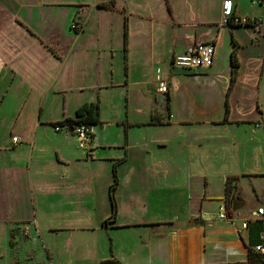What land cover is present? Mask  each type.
<instances>
[{
  "label": "crops",
  "instance_id": "crops-1",
  "mask_svg": "<svg viewBox=\"0 0 264 264\" xmlns=\"http://www.w3.org/2000/svg\"><path fill=\"white\" fill-rule=\"evenodd\" d=\"M225 1L150 0L146 6L135 1L137 4L129 7L138 18L163 19L162 25L140 29L137 22L141 19L132 18L126 5L117 0H96L92 4L81 0H39L37 5L41 7L72 5L68 32L63 31L62 35L78 40L80 45L93 32L96 42L90 47H108L106 52L99 49L98 55L75 48L65 54L60 35L47 37L21 17L12 20L38 36L46 53L36 45L37 51L44 54V60L38 61L29 54L30 46H18L12 37L8 40L0 34V50L13 41L16 53L23 52L27 57L24 78L13 64L0 63V81L11 70V87L21 77L31 85V96L36 87L49 105L39 107L38 119L30 121L29 128L21 127L23 119L13 124L20 138L18 143H0V263L8 255L6 264H13L16 257L23 264H100L113 257L122 264L247 262L250 232L249 226L243 228L242 223L257 221L256 211L264 205L253 203L246 194L254 190L264 194V169H248V165L240 163L236 166L239 173L230 166L214 175L210 167L231 164L236 157L240 160L244 151L252 152L253 147L246 145L243 137L249 131L257 134L253 124L264 116V50L253 81L251 108L256 109L255 114L235 115L231 101L245 65L241 52L247 42L240 33L250 30L256 47L264 39V0H232L236 19H256L263 23L260 28L257 23L228 26L222 21ZM110 2H115V7H102ZM248 4L256 5L260 12L246 9ZM79 6L86 9L79 11ZM92 8L88 19L84 13ZM110 9L123 15L124 40L119 52L112 41L122 31L121 21L116 16L108 18ZM73 20L82 23L80 30L72 29ZM213 27L215 30L208 33ZM222 28L231 33L223 36L225 44L220 42ZM56 31L61 33V28ZM187 32H191V38L186 37ZM232 38L240 45L241 67L228 97V121H224ZM198 41L214 44L212 66L191 72L171 69V56L183 53ZM220 45L225 53L216 60ZM3 54L0 52L1 58ZM13 59L16 58L10 62ZM222 59L223 67L217 63ZM148 61L165 62L168 66L164 72L169 80L166 96L157 92V83L148 74L142 72L139 79L135 76ZM137 85L140 91H134ZM139 94L143 96L140 102ZM94 102L100 104L101 123L92 127L93 138L88 147L81 148L67 126L55 130V122L74 117L78 108ZM105 108L110 117H105ZM61 109L69 112L58 117L55 113ZM137 112H142V118ZM21 113L22 109L19 117ZM121 158L125 160L117 166V216L115 221L104 224L112 213L109 189L113 165ZM252 162L248 160L249 164ZM231 176L238 178L235 185L245 197H240V208L223 219L220 206ZM217 181L218 189L214 188ZM11 232L13 246L9 244ZM21 234L29 235V240L22 239ZM261 239L264 244V222Z\"/></svg>",
  "mask_w": 264,
  "mask_h": 264
},
{
  "label": "rangeland",
  "instance_id": "rangeland-1",
  "mask_svg": "<svg viewBox=\"0 0 264 264\" xmlns=\"http://www.w3.org/2000/svg\"><path fill=\"white\" fill-rule=\"evenodd\" d=\"M23 1L18 0V2L17 1L13 2V0H0V34H3L6 37V39L8 38V40L10 37H12L13 40L14 39L16 40V43L18 46H22V47L30 46L29 50H31V52L29 54L37 57L38 61L44 60V54L40 50L37 51L35 47L36 45L39 46V48L42 49L46 53L44 49V44H42L41 41L37 38L38 36L31 35L30 32L23 25L19 26L15 22H12V20H15L16 17H21V19H24L30 25L31 28H34L35 31H37V33L43 34L47 37H50V36L54 37V34L60 35L61 44L64 47L65 54H67L69 50H71V52L74 51V48L75 50L80 49L83 52H87L88 55H93V54L98 55L99 49L103 50L104 52L107 51L108 49L107 46H101L99 47V49L97 47H90L91 45H93V42H96L95 34L93 32H90L87 37H84L80 45L78 44L79 42H77L78 40L75 42L71 40L70 38L62 35L63 31L68 32V26L71 20V14L73 10L72 5H69V4L62 5L61 4V6L41 7L37 5L39 3V0H23ZM67 1L78 2L80 0H67ZM81 1L86 2V4H92L96 0H81ZM135 1H138V3L140 2L141 6L143 4L144 6H146L147 2H149L150 0H117V2H121L126 5L125 6L126 12L128 14H132L131 15L132 18L134 17V19L135 18L137 19L138 18V16H136L137 14H135L134 11L130 10V7H129L131 5L133 6ZM63 2L64 0H61V3ZM225 3H224L223 16H222V21L224 22H225L224 16L226 13ZM136 4L137 3H135V5ZM85 9H86L85 6L78 7L79 11L85 10ZM246 9H249L252 12L253 11L260 12V8H258L256 5H253V4H248L246 6ZM93 10L94 8H92L90 11L89 10L85 11L84 15H87L88 19H90L92 16ZM100 10L104 11L105 9H100ZM110 11L112 12L107 13V16L109 19H112V17L116 16L121 21L122 31L121 32L119 31V35H117V37H115V39L112 41L114 43L113 44L114 49L119 52L120 50L123 49V40H124L123 15L121 12L116 11V10L110 9ZM159 11L160 10L156 11V13L158 15H161ZM112 14L114 15L112 16ZM212 18L217 19L216 16H213ZM139 19L141 18H138L137 20ZM156 19H158L157 20L158 22L154 20L153 16L152 17L148 16V19L143 18L141 19V21L137 22L138 28L142 29V28H147L148 25H154V24L158 25L162 23L161 21H163L162 18H156ZM73 23L77 24V28L75 29V31L80 30L81 26H83L82 23L76 20H73ZM262 24L263 23L260 21V23H257V26L260 28ZM57 27L61 28V33L56 31ZM214 30H215V27L209 29L207 32L210 33ZM228 33L229 35L231 34L230 30L227 31L226 28H222L220 30L221 44H225L223 43V36ZM250 34H251V31L247 29H243L240 33L241 38L245 42H247V45L244 47L243 52H241L245 65L243 66V75H242V79L240 82V86L237 92L235 93V95L231 97L232 105L233 107H235V110H236L235 115H239V114H242L244 116L254 115L256 112V109L251 108L252 106L251 99H252V96L254 95L253 94V90H254L253 81H254V78L257 77V61L259 59V55L264 50V39H262L259 42L258 47H256L253 45L254 43L252 41V37L250 38ZM191 36H192L191 32H187L186 37L191 38ZM12 43L13 41L7 42L5 47L2 48L4 50L2 49L0 50L1 53L5 52V54L2 55V58L0 57V63L1 65H5V66L7 65L10 66L13 64V66H16L17 69H19V71L21 72L20 76L24 78L25 76L24 62L27 61V57H25V54L23 52H20V54H17L16 50L12 46ZM145 43H146V47L149 48L147 41H145ZM149 44L151 45V42H149ZM163 47H164V44L162 45L161 51ZM93 50H95V52H93ZM224 53H225L224 46L222 45L221 47L220 45L216 51V60H217V57L219 56L221 58V55ZM69 54L66 56H69ZM12 58H16V59H13L14 62H10ZM217 63L222 64V67H223V59L222 61H217ZM125 64L126 62L124 63V66H123V72L125 70ZM138 64L140 63L138 62ZM142 65L144 68L139 67L137 71L138 74H135L137 79H139L141 75L143 74H148L147 77L150 76V78L156 81L155 73H156L157 68H161L163 72H167L169 70L168 66L165 65V62H160V61L159 62L148 61L146 62V64H142ZM4 72H6V69L3 71V74ZM142 72L144 73L142 74ZM170 74H173V72ZM4 76L5 78L2 77V80L0 81V140H2V142L0 143L7 145L8 143L11 142L13 136L19 137L16 131L13 129V124L23 119L21 127L29 128L30 121L35 122V120L38 119L39 107L43 106L44 108H47L49 105L48 104L49 101L43 99L44 93H42V95L39 96V93L41 92H38L36 87L34 91V96L32 97L31 96L32 94L31 85H29L27 82H24V79H22L21 77L18 79L17 82H15L13 87H11V84H10L11 77H12L11 70L8 73V75H4ZM258 77H260V75ZM263 82H264V78H263ZM34 83H36V81ZM261 89L262 91H264V83H263V86H261ZM136 90L140 91L138 85L134 87V91ZM226 97H227V93H226ZM141 98H143V96L139 94V96H137L138 102L142 100ZM151 98L155 100L154 95L151 96ZM261 102L263 101L261 100L260 104ZM61 103H62V99H61ZM24 105H25V108H24ZM61 107H62V104H61ZM21 109H22V113L19 117L18 113ZM63 112L68 113L69 109H65V110L61 109V112L55 113V115L58 114L57 116L61 117L63 116ZM141 114L142 112H137L136 115H139V118H142ZM43 115L44 117H46L45 112L43 113ZM105 117H110L108 112L106 111V108H105ZM253 126L257 127L256 128L257 134H255V132L251 133L249 131V133L243 137V139H245L243 141L247 142L246 145L250 144L253 147L252 152L246 153L244 151L243 155H241L242 157L240 158V160L238 159V157H236V160H234L233 163L231 164L224 162V163H221L219 166H214V167L212 166L210 167V172L215 171L214 175H217V174L222 173V171H224L227 167L231 166V169L236 168L235 169L236 173H239L240 168H237L236 166H239L240 163L241 165H244V164L248 165L249 166L248 169H253V170L254 169H264V116H261L260 119H258L257 122L253 124ZM17 145H20V144H17ZM244 147L247 148L248 146L244 145ZM249 159L253 161L251 164L248 163ZM250 181L253 182V179L251 178ZM254 183L255 182H253V184ZM219 185L220 184L218 183V181L215 182L214 188L218 189ZM243 194L244 193L241 190V188L236 184L234 187V197L233 198L236 199L237 195H239V197L241 198H244L245 195ZM246 196L249 197L253 201V203L264 205V194L260 190L259 191L254 190L253 192L246 194ZM254 208H256V206ZM248 210L251 211V207L250 209L248 208ZM21 236H22V239H24L25 241L29 240L30 238L29 235H25V234H21ZM9 237H10L9 244L11 246L15 245V243L12 242V232L10 233ZM8 257L9 255L7 256V259ZM7 259L5 256L2 260V263L0 264H6ZM13 264H23V261L19 259L18 257H16L14 258Z\"/></svg>",
  "mask_w": 264,
  "mask_h": 264
},
{
  "label": "trees",
  "instance_id": "trees-1",
  "mask_svg": "<svg viewBox=\"0 0 264 264\" xmlns=\"http://www.w3.org/2000/svg\"><path fill=\"white\" fill-rule=\"evenodd\" d=\"M102 7L107 8H113L115 7V2H110ZM236 17L234 16V12L232 15L226 20L227 25L230 27L234 26H253L254 24L252 22L250 23H242L240 21V18H238V21L235 22ZM125 43L127 45L128 43V17H125ZM233 43V49L230 54V62H231V79L230 84L227 91V97H226V111H225V118L224 121H228L229 117V103H228V96L230 95L234 84L237 81V76L239 73V69L241 67V63L238 56V51L240 45L238 42L232 38ZM101 123L100 120V104L99 102L94 103H86L82 105L80 108L77 109L74 117H68L64 119L63 121L55 122L54 126H67L69 129L74 130L76 126L78 125H87L90 127H93L94 125H97ZM93 138V135H92ZM125 158H121L115 161L113 165V182L109 189L111 204H112V213L108 220L104 221V224L115 221L117 216V201L115 197V192L117 189V186L119 184V178L117 173V166L123 162ZM238 178L236 176H231L227 178L226 181V187H225V198L224 201L226 203L227 213L231 212L232 210H237L240 208V202L241 198L239 195H237L236 199L234 197V187H235V181ZM235 199V200H233ZM263 220H257L254 222H249V232H250V240L248 244V260L244 264H264V253H261L256 250L255 246L257 244L262 243L261 239V233L263 232ZM100 264H122L119 260L116 258H108L105 260H102Z\"/></svg>",
  "mask_w": 264,
  "mask_h": 264
},
{
  "label": "built area",
  "instance_id": "built-area-1",
  "mask_svg": "<svg viewBox=\"0 0 264 264\" xmlns=\"http://www.w3.org/2000/svg\"><path fill=\"white\" fill-rule=\"evenodd\" d=\"M225 21L232 15L233 13V1L227 0L225 3ZM235 21H238V18L235 19ZM240 21L244 24L252 22L254 26L258 22L256 19H250V18H244L240 19ZM72 29L77 28L76 23L71 24ZM214 52L215 47L212 42H204V41H198L190 46L187 47V49L180 54H173L171 56V62H170V68L171 69H178L183 71H198L200 69L209 68L212 66L214 61ZM156 83H157V92L160 95L166 96L169 92V80L163 70L161 68H157L156 73ZM264 112V108L263 111ZM55 130L59 131L61 130V126H55ZM75 133L78 144L81 148H86L90 145L92 141V127L87 125H78L73 130ZM12 141L14 144L18 143L20 141V138L17 136H13ZM256 215L259 217L258 220L264 221V208H259L256 211ZM220 218H227V208L225 201L220 206ZM249 224V221H244L242 223L243 228H247ZM256 250L264 253V244H257L255 246Z\"/></svg>",
  "mask_w": 264,
  "mask_h": 264
}]
</instances>
